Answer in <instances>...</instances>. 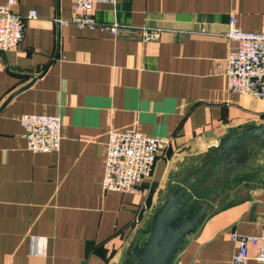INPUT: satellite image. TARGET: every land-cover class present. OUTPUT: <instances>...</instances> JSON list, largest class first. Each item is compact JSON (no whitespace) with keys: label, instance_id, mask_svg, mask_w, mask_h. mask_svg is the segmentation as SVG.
<instances>
[{"label":"crops","instance_id":"obj_1","mask_svg":"<svg viewBox=\"0 0 264 264\" xmlns=\"http://www.w3.org/2000/svg\"><path fill=\"white\" fill-rule=\"evenodd\" d=\"M13 1L23 32L0 51V264H125L169 177L227 128L264 124V105L223 74L229 16L263 32L264 0L94 1L95 21L158 28L149 40L58 24L73 0ZM21 114L59 117L58 152L26 149ZM128 130L165 141L153 174L134 193L102 190L107 134ZM263 210L264 172L236 175L171 263L235 264L230 231L258 234ZM255 253L245 264H264Z\"/></svg>","mask_w":264,"mask_h":264},{"label":"built area","instance_id":"obj_2","mask_svg":"<svg viewBox=\"0 0 264 264\" xmlns=\"http://www.w3.org/2000/svg\"><path fill=\"white\" fill-rule=\"evenodd\" d=\"M95 0H73L74 14L66 19L56 18L61 25H74L92 31H100L114 37H136L141 40L153 39L159 29L132 26L119 23L97 22L91 15ZM13 0L0 4V51L14 50L22 37L23 20L12 11ZM27 17H34L29 10ZM231 42L225 57L224 76L227 90L232 93L252 94L264 105V31H244L229 16L224 34ZM22 128L21 136L25 147L31 152L56 153L60 146V120L57 115L21 114L18 116ZM165 141L137 131H110L104 143V160L101 179L102 190L119 193H134L137 186L151 178L160 149ZM147 205L142 203L133 223L140 222V212ZM229 240L236 246L231 256L235 264H245L249 259L248 246H255L253 259L264 263V210L261 214L260 229L256 235H246L231 230Z\"/></svg>","mask_w":264,"mask_h":264},{"label":"water","instance_id":"obj_3","mask_svg":"<svg viewBox=\"0 0 264 264\" xmlns=\"http://www.w3.org/2000/svg\"><path fill=\"white\" fill-rule=\"evenodd\" d=\"M247 171L264 172V124L229 127L199 158L180 167L163 187V200L126 253L125 264H170L182 239L201 223L208 205Z\"/></svg>","mask_w":264,"mask_h":264},{"label":"rangeland","instance_id":"obj_4","mask_svg":"<svg viewBox=\"0 0 264 264\" xmlns=\"http://www.w3.org/2000/svg\"><path fill=\"white\" fill-rule=\"evenodd\" d=\"M158 207H159V206H158ZM156 209H157V208H156ZM150 219H151V218H150ZM149 221H150V220H149ZM149 221H148V223H149ZM148 223H147V224H148ZM147 224H146V225H147ZM146 237H147V235L144 237V239H143L141 242H143V241L146 239ZM141 242H139V244H140ZM171 262H172V260H171ZM171 262H170V264H172Z\"/></svg>","mask_w":264,"mask_h":264},{"label":"trees","instance_id":"obj_5","mask_svg":"<svg viewBox=\"0 0 264 264\" xmlns=\"http://www.w3.org/2000/svg\"><path fill=\"white\" fill-rule=\"evenodd\" d=\"M180 245V244H179Z\"/></svg>","mask_w":264,"mask_h":264}]
</instances>
